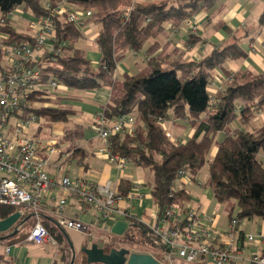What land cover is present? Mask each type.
<instances>
[{"label":"trees","instance_id":"obj_1","mask_svg":"<svg viewBox=\"0 0 264 264\" xmlns=\"http://www.w3.org/2000/svg\"><path fill=\"white\" fill-rule=\"evenodd\" d=\"M50 1L57 5L62 0ZM214 1L162 0L135 4L126 18L122 11L123 0H66L69 6L94 11L87 23L100 25L97 36L101 55L99 67L93 68L85 52L75 46L82 39V33L61 18L57 19V33L59 43H65V46L61 55L45 70L43 80L52 78L58 85L64 83L84 91L107 89L111 95L103 110L109 119L135 114L133 132L123 131L111 139L112 153L153 173L151 195L161 210L173 204L182 206L189 200L183 188L178 186L172 190L180 170H185L194 179L208 164L207 185L214 193V200L236 205L239 209L236 219L264 220V164L258 159L260 151L264 152V124L253 130L247 128L256 113L264 111V73L224 70L226 60L246 57L239 42L216 49L200 61L170 59L159 54L146 59L147 65L141 72L125 74L121 79L117 77L118 63L128 53L146 51L152 54L158 46L146 50V43L163 34L168 23L176 30L186 19L212 6ZM22 6L35 17L49 13L42 0H0L2 15ZM0 31L9 33V42L33 43V35L17 31L11 20L5 26L0 25ZM194 37L197 36L190 33V43ZM4 59L5 54L0 49V65ZM216 68L224 71L226 79L222 82L224 89L212 97L208 86ZM46 101L56 106L45 107ZM61 101V97H55L49 91H38L30 97L29 111L38 114L47 128L59 123L65 125L62 142L72 144L71 158L80 163L89 156L76 144L83 137L84 126L76 122L79 112ZM170 108L175 121H186L194 130L193 136L181 144L170 141L163 126ZM238 109L239 120L247 126L244 129L232 128ZM221 132L226 136L218 142L216 137ZM214 147L218 150L212 157ZM132 188V182L122 179L117 193L126 200ZM16 211L20 209L0 208V216L6 219ZM20 221L24 227L28 222L34 225L35 217L25 212ZM42 222L60 246L64 242L60 252L70 251L67 237L61 230L55 231L47 219L42 218ZM128 224L122 238L111 234L109 239H126L124 241L138 244L140 251L152 253L156 258L164 256L165 246L150 231L149 223L133 218ZM29 232L23 229L9 240L18 243Z\"/></svg>","mask_w":264,"mask_h":264},{"label":"built area","instance_id":"obj_2","mask_svg":"<svg viewBox=\"0 0 264 264\" xmlns=\"http://www.w3.org/2000/svg\"><path fill=\"white\" fill-rule=\"evenodd\" d=\"M44 6L49 13L35 17L29 24L33 31V43L9 42V33L0 31V49L7 59V64L0 66V208H17L22 215L25 212L33 214L35 223L27 240L34 244L49 243L56 248L59 246L42 222L45 213L52 215L56 226L61 230H76L87 238H93L91 231L96 229L100 232L99 241H108L116 222L128 223L138 216L131 209L118 207L125 199L108 184L99 185L83 178L72 180L68 176L57 183L47 172L48 161L40 155L41 150L46 147L50 154L57 153V148L55 145L47 146L43 141L27 134L29 126L41 121L38 114L29 111L30 97L35 92L48 91V81L43 80V74L49 64L61 55L65 46V43H59L58 40L57 19L65 18L83 33L87 21L94 15L92 10L69 6L66 0L57 5L45 0ZM14 11L5 15L0 11L1 26L12 20ZM128 13L125 14L126 18ZM181 26L192 34L200 31L195 16L186 19ZM262 48L264 49V44ZM251 49H254L253 45ZM134 56L138 58L140 55L134 52ZM37 63L41 64L36 65ZM50 85L58 88L55 81H51ZM44 106L48 107L46 104ZM236 113L239 115V109ZM135 122L136 116L133 113L109 119L102 110L95 116V130L106 144L100 152L105 153L110 163L120 170L126 169L129 163L125 157L112 153L110 142L123 131L132 133ZM167 137L176 144L184 142L181 138H173L171 134H167ZM65 157L69 159L70 153H66ZM190 179L185 170H180L172 190L177 189V182L180 180ZM144 185L134 182L129 198H142L140 190ZM57 187L63 189L65 195L53 206L52 195ZM69 195L81 205L96 210L97 217L92 223L70 218L66 213ZM158 208L159 212L152 215L154 222L148 227L165 246L163 264H174L176 258L187 263L209 258L214 264H264V233L246 235L250 244L262 247L261 252H249L245 248L236 247L235 229L240 223L239 219H232L230 228L223 232L215 227L214 218L188 204H173L163 210L159 206ZM10 252L11 247H7L6 253ZM3 261L0 256V264Z\"/></svg>","mask_w":264,"mask_h":264},{"label":"crops","instance_id":"obj_3","mask_svg":"<svg viewBox=\"0 0 264 264\" xmlns=\"http://www.w3.org/2000/svg\"><path fill=\"white\" fill-rule=\"evenodd\" d=\"M160 1L162 0H123L122 11L125 15L135 4H148L150 2ZM42 3L44 4L45 0H42ZM71 6L77 8V6ZM195 17L199 22L200 31L197 34H194L197 37H194L192 43L189 42L190 33L186 29L181 26L174 30L172 29L171 23H168L163 34L146 43V50L154 45L158 46L157 49L152 54L145 53L146 51L137 52L140 55L138 58H135L134 52L128 53L125 57L126 59L124 58L122 63H118L117 67H119V72L117 69V77L121 78V76H124L125 74L133 75L136 72H139L137 69L139 63H144L146 67V59L156 57L159 54L170 59L200 61L211 56L216 49H223L238 42L240 47L246 53V57L226 60L223 66L224 70L232 73L243 71L255 74L264 73V49L262 48V45L264 44V0H215L212 6L204 9L195 15ZM34 18L35 16L22 6L14 11V17L12 18L11 23L17 31L29 32L33 35V31L30 29L29 24ZM19 19L27 21L28 27L23 28L16 26ZM94 26L98 31L95 35L89 36L93 32L92 28H94ZM99 30L100 25L87 23L84 32L82 33V39L75 44L76 48L85 52L86 57L91 62L93 68L99 67L101 57L97 45ZM251 45L254 46L253 50L251 49ZM142 55L147 56V58H143ZM5 64H7V59H4L0 66ZM121 66H123L124 69H120ZM225 79L226 75L224 71L220 68H216L213 72L210 85L208 86V90L212 97L224 89L222 82ZM65 90V92L56 94L55 97H61L62 104L69 105L79 112L76 122L84 126V133L83 137L78 140L76 144L78 147L86 151L89 156H86L80 163L71 157L67 159L65 154L70 153V155H72V152L69 151L72 144L68 142L64 144V142H62L65 133V125L61 123L55 124L53 128H51L52 139L43 142L47 146L55 145L58 152L50 154L47 147L40 152V155L48 161L47 172L52 178L56 179L57 183H60L66 176L72 180L83 178L99 185L108 184L113 191L118 192L121 180L126 179L131 182L133 181V179H131L132 175L127 174L126 171L128 168L120 170L110 163L105 153L100 152L101 149L105 148L106 144L104 140L98 136L95 130V116L102 111L103 107L108 103L111 95L110 91L107 89L86 91L72 90V92L69 93L67 89ZM46 106L49 107L50 104L46 103ZM52 106H56V104H53ZM236 116L238 117L233 122L234 126L232 125V128L244 129L247 127L245 126L246 124H244V121L239 120V115L236 114ZM175 124L180 130H182V133L171 135L173 138H181L186 141L193 136L194 130L190 127L188 122L177 120L175 121ZM263 124L264 111H258L252 123L247 128L253 130ZM163 126L165 127V124ZM225 136V132L218 133L216 140L220 142ZM217 150V147L212 149V157L216 155ZM259 154L258 159L264 164V152L261 158H259ZM181 181L182 186H180V188H183L186 191L185 180ZM134 182L144 183L143 181ZM144 184V187L140 190V193L143 195L142 198L128 197V199L120 202L118 207L122 209H131L139 219H143L147 224H151L154 222L152 215L157 214L159 208L153 201L150 183L148 184L145 182ZM198 186L200 187V191L195 195H191L186 191L189 200L185 204L196 207L200 212L214 218L215 227L220 231L226 232L230 228V221L238 218V207L232 203H219L221 205L220 208L219 206H215V203L217 202L214 200L212 189L206 188L205 190H202V185L200 183ZM53 193V201H51V204L55 206L58 204L60 198L65 195V192L60 187H57L54 189ZM82 210H84V213H81ZM66 213L70 218L79 219L86 223H92L97 217V212L93 207L81 205L71 195L68 196ZM43 218L49 220V225L55 228V231L60 229L56 226L51 214L45 213ZM239 222L240 223L235 229L236 247L245 248L249 252H261L263 250L262 247L260 245L250 244L246 239V235L264 233V220L259 218L250 220L239 219ZM11 230L9 232H11ZM93 230L98 233L96 229ZM9 232L3 234L0 233V256L4 259L2 264H64L60 259L59 249L64 245V242L63 245L60 246V243L57 241L59 248H56L49 243L41 245L34 244L27 240V236L22 241L13 243L9 240L13 237L9 236ZM60 232H62V230ZM91 234L93 238H87L82 232L76 230H67L66 234L63 233L64 237H67V239L69 238L77 250L82 247L86 240L90 243L95 242L94 240L98 241V234L95 235L92 232ZM125 245L130 247L133 252L148 253L138 250L137 247L139 245L136 243H130L127 241ZM7 247H11V252L9 254L6 253ZM51 248L55 250L54 255H51L48 251V249ZM149 254L152 255V253ZM174 264L214 263L209 258H204L203 260H198L193 263H187L183 259L176 258Z\"/></svg>","mask_w":264,"mask_h":264},{"label":"rangeland","instance_id":"obj_4","mask_svg":"<svg viewBox=\"0 0 264 264\" xmlns=\"http://www.w3.org/2000/svg\"><path fill=\"white\" fill-rule=\"evenodd\" d=\"M16 26L27 28L28 27V22L24 21L22 19H19L18 22L16 23ZM92 29H93V32L89 36L95 35V33L98 31V29L95 26ZM123 61L121 60L120 63H122ZM132 66H135V65H132ZM144 67H145L144 63H139L137 65V69L139 70V72H141L144 69ZM117 69H118V72H119V67H117ZM120 69H124L123 66H121ZM136 73H138V72H136ZM122 77L123 76H121V78ZM121 78L119 77V79H121ZM51 81H52V78H50V80L48 81V83L46 85V88L52 95L54 94L53 96H55L58 93L65 92L66 91L65 89H67V91L69 93H71L72 90H74V91H84V90H79V89L68 87L64 83H60L58 85V88H56V87H53V86L50 85ZM46 103H49L50 106L53 105L52 102L46 101ZM168 113H169V117H167L164 120L166 133L167 134L169 133L171 135H176V134L182 133V130H180L177 127V125L175 124V119H174V115H173V112H172L171 108L168 109ZM41 126H42V128L40 129ZM38 127H39L40 130L38 129ZM27 134L29 136L36 137L39 140L45 141V142L46 141H50L52 139V130L50 128L45 127L44 124H43V121H40L39 124H33V125L29 126V128L27 130ZM262 154H263V151H260L259 158H261V156H263ZM127 168H128V170L126 171L127 174L128 175H132L131 179H133V181H131V182L143 181L144 183L146 182L148 184L149 183L150 184L153 183V173L149 169H146V168H143V167H139V166H135L133 164H128ZM208 180H209L208 164H205L201 168L199 173L194 177V179H190V180H188V182L187 181L184 182L186 184L185 185V189H186V191L189 194L195 195V194H197V192L200 191V187L198 186L199 183L202 185L201 186L202 190H205L206 188H209L208 185H207L208 184ZM181 182H182L181 180L178 182L179 187L182 186ZM215 206H219V208H220L221 205L219 203H215ZM217 211H220V210H217ZM32 225H33L32 222H28L27 225L24 227V225L19 220L14 225V227L11 230V232L16 231L17 229H18L17 232H19V231H21L23 229L25 230V232H29V230L31 229ZM91 232L94 233L95 235L96 234H98V236L100 235L99 231H98V233H96V231H94L92 229ZM48 251L51 253V255H54V253H55V250L53 248L48 249ZM60 253H65V260H68V251L67 250L61 251Z\"/></svg>","mask_w":264,"mask_h":264},{"label":"water","instance_id":"obj_5","mask_svg":"<svg viewBox=\"0 0 264 264\" xmlns=\"http://www.w3.org/2000/svg\"><path fill=\"white\" fill-rule=\"evenodd\" d=\"M22 214L15 212L6 219L0 216V233L9 232L14 225L21 219ZM129 224L124 221L116 222L112 227V233L117 237H123ZM66 234V230H62ZM17 231L11 232L9 236H14ZM67 243L73 255L71 264H75L77 252H81L83 261L81 264H163V258L157 259L149 253L133 252L130 247L112 246L109 249L101 247L99 242L90 243L84 241L80 251H77L74 244L68 238Z\"/></svg>","mask_w":264,"mask_h":264},{"label":"flooded vegetation","instance_id":"obj_6","mask_svg":"<svg viewBox=\"0 0 264 264\" xmlns=\"http://www.w3.org/2000/svg\"><path fill=\"white\" fill-rule=\"evenodd\" d=\"M121 239V238H120ZM124 240H126V239H124ZM124 240H118V239H109L108 241H104V242H100L99 241V239H98V241L97 240H94L95 242H99L100 243V245H101V247H104L105 249H109L110 247H112V246H117V247H121V246H123L124 244H126L127 243V241H124ZM93 241V240H92ZM58 248H59V246H58ZM81 249V248H80ZM80 249L79 250H77V251H80ZM60 259L62 260V262L64 263V264H71V262H72V259H73V255H72V252H71V250L70 251H68V260H65V253H60ZM83 261V259H82V254H81V252H77V258H76V261H75V264H81V262Z\"/></svg>","mask_w":264,"mask_h":264}]
</instances>
